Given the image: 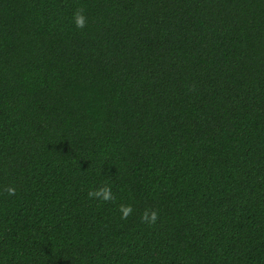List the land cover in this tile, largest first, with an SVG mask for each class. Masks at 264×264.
I'll return each instance as SVG.
<instances>
[{
	"label": "trees",
	"instance_id": "1",
	"mask_svg": "<svg viewBox=\"0 0 264 264\" xmlns=\"http://www.w3.org/2000/svg\"><path fill=\"white\" fill-rule=\"evenodd\" d=\"M0 264H264V0H0Z\"/></svg>",
	"mask_w": 264,
	"mask_h": 264
},
{
	"label": "clouds",
	"instance_id": "2",
	"mask_svg": "<svg viewBox=\"0 0 264 264\" xmlns=\"http://www.w3.org/2000/svg\"><path fill=\"white\" fill-rule=\"evenodd\" d=\"M73 23L77 29H84L87 24V17L85 15V8L83 6L78 7L73 13ZM9 196L15 195L16 188L14 186H7L5 189ZM89 198H96L104 202H114L115 196L112 193L110 185H102L97 189H93L88 192ZM120 211L122 213L121 219H127L134 211L132 205L121 204ZM151 212V215H149ZM141 222L148 224H155L158 219L157 210L146 209L140 216Z\"/></svg>",
	"mask_w": 264,
	"mask_h": 264
}]
</instances>
